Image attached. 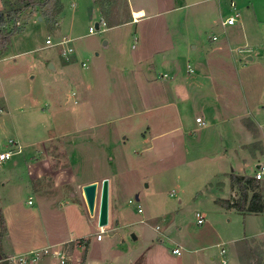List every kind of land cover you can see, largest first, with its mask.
Here are the masks:
<instances>
[{"label": "rangeland", "instance_id": "374dc122", "mask_svg": "<svg viewBox=\"0 0 264 264\" xmlns=\"http://www.w3.org/2000/svg\"><path fill=\"white\" fill-rule=\"evenodd\" d=\"M146 1L165 13L134 24L128 0H97L101 18L93 0H61L62 24L41 8L20 16L22 31L0 52V152H12L0 163V188L33 167V192L44 202L64 195L67 205L28 206L22 196L5 208L7 228L20 246L45 232L55 240L83 236L61 245L74 264L130 251L141 257L134 264H264V216L220 211L221 196L207 186L223 171L252 177L264 165L255 158L264 143V0ZM9 8L0 1V11ZM235 12L240 20L224 27ZM67 47L72 55H63ZM234 118L263 136L246 147V160L225 155ZM104 179L109 225L97 242L99 196L91 216L83 187ZM126 255L124 264L132 262Z\"/></svg>", "mask_w": 264, "mask_h": 264}, {"label": "crops", "instance_id": "0c3cea01", "mask_svg": "<svg viewBox=\"0 0 264 264\" xmlns=\"http://www.w3.org/2000/svg\"><path fill=\"white\" fill-rule=\"evenodd\" d=\"M93 1H94L95 8L100 13V18H101V16H103V14H104L103 10L101 9L100 6L98 7L96 5L97 0H93ZM128 1H129V4H130V6H129L130 7V11H131V14H132V17H133L132 23H134V24H139L140 22H144L146 19H149L151 17H156V16H159V15H162V14L165 13V12L158 11V6L156 5L155 1L150 3V2H147L146 0H144V5L145 6H143V7H135L133 2H132V0H128ZM63 7L64 8H63L61 14L59 15L60 21L59 20L57 21L58 24H62L63 23V16H64V11H65V6H63ZM183 9H186L185 6H180V7H177L175 9V11H179V10H183ZM136 12L143 13V16H140V17L137 18L136 17ZM135 18L137 20H134ZM58 24H57V26H58ZM100 24L101 23H99V25ZM106 24H107V22H106ZM115 27H117V26L114 25V27H111V28H115ZM214 39H217V38L214 37ZM169 43H170V46H172L173 51L177 52V50H176L177 49V44L173 45V43H175L173 40L170 41ZM170 50H171V48H170ZM194 50H195V47H194ZM193 72H194V70H193ZM200 91H203V90H200ZM89 92H91L90 88H89ZM205 92H206V90L203 91V92H200V93H205ZM178 105H179V101L176 104L172 103V108L175 109V112L179 111V106ZM204 117H206L205 114H204ZM228 121L230 123L231 130H233V131H232V138L229 141V147L227 146V144L225 145V150H226L225 151L226 152L225 155L231 156L233 159L235 158V155H236V157L240 161L243 160V159L246 160V158L247 159L250 158V157L246 156V153H247L246 147L248 145H251L252 143L261 142L263 136L261 135L257 139L236 118L230 119ZM179 122H180V127L184 128L185 124L183 123V119L181 117H180ZM262 147H263V150L261 149L262 154L260 155V157H258L257 156L258 152L256 151V157L255 158L264 157V155H263V153H264V143H262ZM151 149L152 148H150V149L148 148L147 149V151H148L147 153L151 152L152 151ZM4 152H8V151H4ZM4 152H0V154H2ZM9 160H7V161H9ZM7 161H2V162L0 161V163H4V162H7ZM14 171L15 170H13V172ZM18 172L23 175V178H21L19 180L20 182L18 184L16 183V179L15 178H11V177L7 176V182L4 183L1 186V188H0V224L3 222V226L5 227V230H1V225H0V264H11L8 261V259L10 257L20 256V255H23V254H26V253H29V252H33V251H36V250H40V249H43V248H49L51 246H57V248L54 249V250L59 249L62 252H64L65 250L61 247V245L63 243H69L70 244V243L75 242L76 240H83V238H82L83 236L75 238L74 235H72V236L70 235V237L67 240H65L63 238L55 240V238L51 239V238H53L52 233H47L46 234V232H45V234H43L42 238H41L42 242L41 241L38 242V243L34 242V243L30 244V245L26 244L25 246H20V245H16L15 244V240L12 239L13 236L11 235V233L9 232V229L7 228L6 221L3 219L5 208L12 207V206L16 205L17 204V200H19L22 196H23V198H27V205L28 206H34L36 203H38L41 206L42 205H49L51 207L50 209H56V207L58 205H60L61 203H63L64 205H67V202H65L66 198L64 197V195L63 196H60V195L53 196L51 194L52 202H44V201L41 200L42 193L40 195H38V194H35L33 192V190L30 188L33 179L29 178V175H32V173L35 172V169H33V167L31 168V167L27 166L26 170L21 169V171H18ZM58 172L59 171H54L53 174L55 175ZM233 172H235V171H233ZM233 174L237 175L235 173H233ZM11 175H12V173H11V170H10V176ZM230 176H231L230 173H227V172L223 171V172L217 174L215 179L213 178V180L210 181L207 184V186L209 187L210 191L216 192V195H215L216 198L218 196H221V197L217 198V200L215 201V205L218 206L217 208L220 211H222V212L224 211V213H231L233 211L239 213V211H237L236 209H233V208L232 209H227V208H224L223 206H221L218 203L219 200H226V201L228 200V201L232 202L233 200L237 199V193L238 192H237L236 189H234L232 187ZM237 176H241V175H237ZM53 177H55V176H53ZM250 178H255V175L250 177ZM52 180H53V184L52 185L54 187H56V185H57L56 179L52 178ZM258 182L259 183L263 182V185H264V177L262 178V180H259ZM217 183L220 186V188L216 187ZM53 189H55V188H53ZM214 190H216V191H214ZM219 193H220V195H219ZM250 195L252 196V192L250 193ZM30 200H31L32 204H29ZM64 205H63V207H64ZM240 213L248 214V215H254V216H264V213H248V212H240ZM1 216H2V218H1ZM32 241H33V238L31 240V242ZM96 241L97 242H103L104 238L101 241H98L97 238H96ZM82 242L79 241V243H82ZM90 244H91V242H90ZM68 248H69V246H68ZM68 248H66V249H68ZM65 252L67 253V251H65ZM119 253L121 255L115 256L114 258L112 257L111 259L110 258L106 259V258H104V256H102L100 254H99V256H94V257H91V255H88L87 256V261H85L86 262L85 264H124V262L126 261L124 256L126 254H129V258L132 261V262L127 263V264H134L136 261H138L139 258H141V257L137 258V255H136L135 251H132V252L130 251L129 253L128 252H125V253L124 252H119ZM67 254L69 255V256H67V258H68V263L67 264H72L71 262L73 260H72V257L70 256V253H67ZM225 254H223V255H225ZM223 255H221V256H223ZM126 256H128V255H126ZM224 260H226V259H224ZM53 261L56 262V264H59V261L57 260V258L56 257H52L50 255L49 256H44L38 262L32 263V264H50ZM236 263H237V260H236ZM73 264H74V261H73ZM226 264H228L227 260H226Z\"/></svg>", "mask_w": 264, "mask_h": 264}, {"label": "trees", "instance_id": "16d2710c", "mask_svg": "<svg viewBox=\"0 0 264 264\" xmlns=\"http://www.w3.org/2000/svg\"><path fill=\"white\" fill-rule=\"evenodd\" d=\"M10 6L7 12L0 11V52L6 51L11 45L13 37L22 31L18 26L20 16L29 9L41 8L49 20L59 16L62 11L61 0H17ZM54 23H56L54 21ZM101 25V24H100ZM231 185L239 193V198L231 201L219 200L218 203L227 209H236L239 212L264 213V200L261 193V186L255 178L237 176L231 174ZM252 192V197L250 193ZM84 240H80L82 242ZM83 243V242H82ZM87 245L88 242H85ZM83 258V264L86 261Z\"/></svg>", "mask_w": 264, "mask_h": 264}, {"label": "built area", "instance_id": "2783aa9c", "mask_svg": "<svg viewBox=\"0 0 264 264\" xmlns=\"http://www.w3.org/2000/svg\"><path fill=\"white\" fill-rule=\"evenodd\" d=\"M230 7L234 10H236V3L235 1H231L230 2ZM240 13L239 12H235L234 15H230L228 16L227 18H225L223 21H222V25L224 27H227V26H234L236 25V23L240 20ZM134 20H137L136 18ZM89 33H95V29H93L92 27L89 29ZM71 43V41H65L64 44H69ZM46 45L47 46H60V45H63V42L62 43H58V44H53L52 41L50 39H48L46 41ZM73 48L72 47H67L66 49L63 50V55L67 56V55H72L73 53ZM167 75H165L164 77H166ZM196 123L200 126H204L205 125V121L203 120V118L201 117H198L196 118ZM12 157V152L11 151H8V152H4L2 154H0V161H7L9 160L10 158ZM264 177V165H260L258 167V169L256 170V173H255V179L256 180H262V178ZM29 204H32L31 200L29 201ZM138 209H139V212L142 211L141 209V206L139 205L138 206ZM197 218H198V224H203L204 223V217L201 215V213H198L196 214ZM104 228L103 229H100L99 233L97 234V240L98 241H101L103 239V235H104ZM173 254H176V255H180L181 254V250L179 248H175L173 249ZM221 253L222 254H225L226 251L223 249L221 250ZM52 256V257H56L57 260L59 261V264H67L68 263V258H67V255L62 252L61 250L57 249V250H54V247H49V248H43V249H40V250H36V251H33V252H29V253H26V254H23V255H20V256H16V257H10L8 259V261L11 263V264H32V263H36L38 262L42 257L44 256ZM223 264H226V260H223L222 261Z\"/></svg>", "mask_w": 264, "mask_h": 264}, {"label": "water", "instance_id": "95a60500", "mask_svg": "<svg viewBox=\"0 0 264 264\" xmlns=\"http://www.w3.org/2000/svg\"><path fill=\"white\" fill-rule=\"evenodd\" d=\"M95 29H100L99 23L96 24ZM105 46H108L107 42H105ZM248 59L251 60L252 58L248 57ZM51 67L54 69L53 66ZM83 193L91 216L95 215L99 196L98 228H106L109 225L110 180L104 179L100 186L98 183L88 184L83 187ZM136 199H139L138 196ZM133 238L136 239L135 236Z\"/></svg>", "mask_w": 264, "mask_h": 264}]
</instances>
